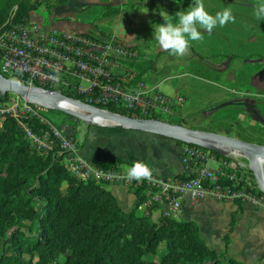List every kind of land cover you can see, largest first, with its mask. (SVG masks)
Wrapping results in <instances>:
<instances>
[{
  "label": "trees",
  "instance_id": "16d2710c",
  "mask_svg": "<svg viewBox=\"0 0 264 264\" xmlns=\"http://www.w3.org/2000/svg\"><path fill=\"white\" fill-rule=\"evenodd\" d=\"M67 1L0 0V27L28 22L41 6L50 10ZM117 11V7H109L104 14ZM129 66L142 72L145 64L136 61ZM55 90L81 99L74 80ZM105 109L142 117L115 105ZM0 119V264H251L227 256L236 223L234 214L224 237L225 250L218 252L207 245L192 220L162 213L153 219L150 212L138 213L144 189L134 191L139 199L137 206L125 210L107 183L84 181L70 172L63 162L66 152L59 141L51 151L43 153L34 147L17 118L6 115ZM173 119L167 121L184 125ZM25 121L38 134L50 132L49 126L37 117ZM256 143L264 145L260 140ZM212 153L220 161L228 158ZM121 162L126 163L112 159L101 165ZM251 189L262 193L256 183ZM236 203L241 208L242 202ZM161 243H165L163 254L157 260L150 258L158 253Z\"/></svg>",
  "mask_w": 264,
  "mask_h": 264
},
{
  "label": "built area",
  "instance_id": "2783aa9c",
  "mask_svg": "<svg viewBox=\"0 0 264 264\" xmlns=\"http://www.w3.org/2000/svg\"><path fill=\"white\" fill-rule=\"evenodd\" d=\"M0 53L2 74L12 81L23 78L30 88L56 91L74 80L83 102L101 110L109 111L105 106L115 105L142 116L139 118L162 120L178 115L184 105L182 95H167L158 84L142 80L129 66L141 58L139 50L115 36L104 39L75 29L47 28L31 19L0 27ZM49 109L48 104L18 95L0 97V117L17 118L37 150L48 153L59 141L66 152L63 162L72 174L84 181L122 184L133 192L142 188L146 211L158 208L164 216L179 219L184 201L205 197L222 202L239 200L264 209V191L251 189L242 166L220 161L208 149L182 145L185 177L152 172L151 180H129L126 167H105L87 159L72 137L51 128L44 118ZM31 116L47 124L50 132H34L25 121ZM211 162L218 165L213 167Z\"/></svg>",
  "mask_w": 264,
  "mask_h": 264
},
{
  "label": "rangeland",
  "instance_id": "374dc122",
  "mask_svg": "<svg viewBox=\"0 0 264 264\" xmlns=\"http://www.w3.org/2000/svg\"><path fill=\"white\" fill-rule=\"evenodd\" d=\"M115 1L68 0L50 10L41 6L36 10L35 15L44 16L43 26L50 27V22L46 17L55 11L57 20L64 25L71 26L77 31L89 32L97 37L107 39L115 35L112 33V29L120 19L117 12L110 15L104 14L107 8L113 7L112 4ZM202 1H205L203 3L205 9L212 13L209 8L212 3L209 0ZM217 1L222 3H217ZM191 3L192 0H182L180 4L175 3L174 0H161L160 8L165 9L167 7L170 15L166 16L165 19L173 21L172 16L181 9L186 10ZM261 3H264V0H216V5H214L216 12L229 10L234 16V22L226 23L223 27L217 26L213 30L217 35L225 34L227 37L226 43L229 42L230 47L224 52L222 50L219 52L202 49V45L197 41L191 42L188 51L179 57L169 54L157 42L154 45L156 48L151 51L135 46L141 56L137 61L144 62L145 73L147 71L150 73L151 69L158 70L156 78L147 80L144 73L136 69L140 73L139 77L146 83L156 85L160 82L165 83V87H169L170 83L177 79L184 81L182 91H179L178 94H174L168 89L167 92H164L174 97L182 95L185 99L182 112L172 117L175 122L181 121L184 126L190 128L209 129L215 133L249 140L248 142L256 143L260 140L264 143V21L258 20L254 15L255 8ZM123 15H125V10ZM36 19L38 17L32 20L36 21ZM146 19L150 23L156 18L147 17ZM159 22L160 24L166 23L163 20ZM125 27L127 28V26ZM198 30L202 34L206 32L202 29ZM145 33H149L148 29ZM220 44L221 42L217 45ZM172 56L177 58L176 66L167 68V65H170L168 59L171 60ZM153 66L157 67L152 68ZM15 82L29 86L23 78L15 79ZM11 96L16 95L11 92L8 93V97ZM80 100L84 101L83 98ZM64 113L48 110L47 116L45 115L44 118L51 128L57 129L63 135L72 137L79 150L86 137L85 146H91L95 143L99 147H106L109 150L120 149L121 152L130 150V147L141 142L136 138L139 134H134L133 131L129 130L128 133L130 134L126 135V130H109V127L105 128L91 122H84L82 119ZM172 118L161 119L167 121L172 120ZM120 131L124 133L121 134ZM129 150L126 152L128 153ZM225 155L228 157L227 160L242 166L251 188L254 183L257 184L256 177L250 168L251 163L244 154L227 152ZM210 165L215 167L218 163L211 162ZM262 173L264 178V165L262 166ZM204 205V208L201 207L196 211V216L204 217L201 219L208 223L212 232L226 231L231 213L221 212L218 207H213L207 203ZM137 212L141 214L142 210L138 209ZM233 214L236 219V229L231 236L230 256H241L239 260L243 259V261L250 262L247 260L252 249L243 243V236L249 233L245 224L259 223V217L249 213L247 209L236 211ZM158 215L157 212L154 217L156 218ZM253 230H259V226L253 227ZM222 242L217 246L221 247L225 241L222 240ZM209 243H214V241L210 240ZM164 251L165 243H161L158 253L149 255V257L157 260Z\"/></svg>",
  "mask_w": 264,
  "mask_h": 264
},
{
  "label": "crops",
  "instance_id": "0c3cea01",
  "mask_svg": "<svg viewBox=\"0 0 264 264\" xmlns=\"http://www.w3.org/2000/svg\"><path fill=\"white\" fill-rule=\"evenodd\" d=\"M209 1L212 3L211 6H209L212 11L211 14L214 15L216 13L214 7V5H216V0ZM204 2L205 1H202V3ZM217 3L222 2L217 1ZM160 5L161 0H116L115 3L112 4V6L117 7V15H119L120 19H118L117 24L113 26L112 33L115 35L112 36H117L124 42L137 46L139 48L147 49L148 51L155 49L156 47L154 45L156 41L153 37V25L160 24V20L165 21L159 12L165 10L170 15V12H168L169 10L167 9V7L163 9L160 8ZM124 10L125 15H123ZM35 13L36 11L32 13L31 19L38 17L36 21L43 24V21L45 20L44 16H36ZM147 17H154L156 19H153V22L148 23V19H146ZM125 18L127 19L126 21L124 20ZM46 19L50 22V27L47 28L60 27L66 29H73L71 26L68 27V25H64L63 23L59 22L57 20L58 17L56 16L55 11L50 15L48 14ZM121 20L123 23L121 22ZM125 26H127V28ZM147 29L149 33L146 34L145 31ZM226 40L227 37L225 36V34L217 35L216 33H214V31H212L211 33L205 32L203 34V38L197 42L202 45V49H211L213 51L219 52H221L222 50V52H224L227 48L230 47V43H226ZM220 42L221 44L217 45ZM170 59L171 60L168 59V63L170 65H167V68H174L176 66L177 58L175 56H172ZM156 67L157 66H153L152 68ZM141 73H144V77H146L148 80L150 78H156L158 70L151 69L150 73H148V71L145 73V71L143 70ZM178 80L179 79L175 80L174 82H171L169 87H165V83L160 82L158 85L163 92H167L168 89L170 90V92L178 94L179 91H182V83L184 82L183 80ZM182 109L183 107L181 108L180 112H182ZM1 124L2 120L0 119V126ZM108 129L126 130V135L130 134L128 133L129 130L133 131L134 134H139L136 138L141 142L137 143L133 147H130V150L128 149L129 152L127 153L126 151L128 150H126L125 152H121L120 149L116 151L113 149L109 150L106 147H99L95 143L91 144V146H85V144L87 143L86 137V140L82 142L80 147V152L84 157L98 164L104 163L112 159H121L126 163L121 162L120 164L126 168H128L134 161H143L151 167L153 173L160 175H185L184 166L181 160L182 144H179L178 141L161 135H156L153 133H148L136 129H127L119 127H109ZM120 132L121 134L124 133L123 131ZM107 188L112 192V194L117 200V203L125 210H131L132 208L136 207L139 203V199L136 194L125 185L107 184ZM205 203L210 204L213 207H218L219 211L221 210V212L226 211V213H231L229 226L226 231L224 230L225 232H212L208 223L201 219L204 217L200 218L199 216H196V211L201 207L204 208ZM244 209H247L249 213L258 215L259 223L245 224V227L249 230V233L243 236V243L247 244L248 247L252 249V251L251 255L247 260L250 262L243 261V259H240V261L251 264H264V209L243 202L241 208H239L236 201L222 202L205 197L195 202H192L188 199L184 201L180 218L194 221L198 225L200 233L206 241L207 245L217 251L222 252L225 250V242L224 244H221V247L217 245L219 243H223L222 240L224 241V237L229 231L230 223L232 220V214L239 210L243 211ZM139 210H142V213L150 212L153 219L155 218L154 216H156L157 212L159 213V215L161 213V210L158 208H155L152 211H146L142 205H140ZM255 226H259V230L252 231V228ZM235 229L236 224L234 226V229L230 233V244L227 250V256L231 255L229 251L232 242L231 236L233 235V231ZM210 240H213L214 243H209ZM222 245H224V248H222ZM231 257H234L239 260L241 256Z\"/></svg>",
  "mask_w": 264,
  "mask_h": 264
},
{
  "label": "water",
  "instance_id": "95a60500",
  "mask_svg": "<svg viewBox=\"0 0 264 264\" xmlns=\"http://www.w3.org/2000/svg\"><path fill=\"white\" fill-rule=\"evenodd\" d=\"M10 92L21 97L48 104L52 109L61 110L73 117L82 119L84 122H91L103 127L136 129L171 138L184 144L197 145L223 155L227 154V150L242 153L251 163L250 168L256 177L258 187L264 191L262 165L259 163V160H264V145L211 131L194 129L164 120L130 117L101 110L79 99L68 97L57 91H39L34 88L20 85L0 72V96L5 97ZM61 100L69 102L76 109H70L59 105L58 102Z\"/></svg>",
  "mask_w": 264,
  "mask_h": 264
},
{
  "label": "clouds",
  "instance_id": "9594fccd",
  "mask_svg": "<svg viewBox=\"0 0 264 264\" xmlns=\"http://www.w3.org/2000/svg\"><path fill=\"white\" fill-rule=\"evenodd\" d=\"M180 4L182 0H174ZM166 23L154 24L153 37L159 46L175 56H183L189 49L191 42L199 41L203 34L198 29L211 33L217 26L223 27L226 23L234 22V16L229 10L209 13L201 0H192L186 10L177 11L174 20L165 19L167 11L159 12ZM254 15L258 20L264 21V3L255 8ZM129 180L137 182L151 180L152 169L143 161H134L126 170Z\"/></svg>",
  "mask_w": 264,
  "mask_h": 264
},
{
  "label": "bare ground",
  "instance_id": "6f19581e",
  "mask_svg": "<svg viewBox=\"0 0 264 264\" xmlns=\"http://www.w3.org/2000/svg\"><path fill=\"white\" fill-rule=\"evenodd\" d=\"M59 105L66 107V108H70V109H76L72 104H70L69 102L65 101V100H61L58 102ZM97 121H100L99 119H96ZM228 153H235L237 154L236 151H232V150H227ZM259 163H261V165H264V160H259Z\"/></svg>",
  "mask_w": 264,
  "mask_h": 264
}]
</instances>
